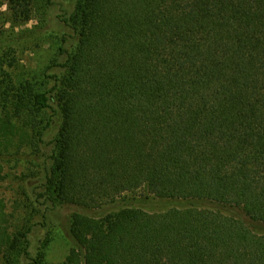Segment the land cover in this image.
I'll list each match as a JSON object with an SVG mask.
<instances>
[{
    "label": "trees",
    "instance_id": "trees-1",
    "mask_svg": "<svg viewBox=\"0 0 264 264\" xmlns=\"http://www.w3.org/2000/svg\"><path fill=\"white\" fill-rule=\"evenodd\" d=\"M65 22L51 90L0 64V153L38 151L59 117L46 186L74 244L31 258L0 198V262L24 243L30 264H264V0H78ZM141 191L166 207L124 203Z\"/></svg>",
    "mask_w": 264,
    "mask_h": 264
},
{
    "label": "rangeland",
    "instance_id": "rangeland-1",
    "mask_svg": "<svg viewBox=\"0 0 264 264\" xmlns=\"http://www.w3.org/2000/svg\"><path fill=\"white\" fill-rule=\"evenodd\" d=\"M77 2L28 0L29 11L20 15L10 8L11 0H0V64L10 73L15 84L29 83L35 91L47 92L54 87L57 78L64 77L61 65L67 57L61 48L70 49L72 46L71 42L64 44V39L74 42L71 40L73 31L65 21L73 17ZM52 116V111H42L38 118L40 126L43 128ZM59 122V117L55 116L38 151L0 153V163L8 176L0 185V198L12 215L13 230L17 234L30 231V257L42 259L45 253L43 259L49 263L63 262L74 244L70 233V211L53 208L48 201L52 192H48L46 186L45 169L53 167V140ZM142 193L128 194L124 203L146 210L166 207V203L147 193L142 196ZM115 210L107 209L91 215L102 217ZM25 246L21 243L18 251L2 257L0 264H30L24 254Z\"/></svg>",
    "mask_w": 264,
    "mask_h": 264
}]
</instances>
